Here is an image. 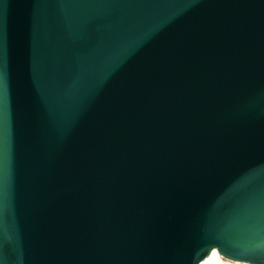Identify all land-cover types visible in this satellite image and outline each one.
I'll return each instance as SVG.
<instances>
[{
	"label": "water",
	"instance_id": "water-1",
	"mask_svg": "<svg viewBox=\"0 0 264 264\" xmlns=\"http://www.w3.org/2000/svg\"><path fill=\"white\" fill-rule=\"evenodd\" d=\"M213 248L264 264V0H0V264Z\"/></svg>",
	"mask_w": 264,
	"mask_h": 264
},
{
	"label": "bare ground",
	"instance_id": "bare-ground-1",
	"mask_svg": "<svg viewBox=\"0 0 264 264\" xmlns=\"http://www.w3.org/2000/svg\"><path fill=\"white\" fill-rule=\"evenodd\" d=\"M199 264H253L247 261H238L225 257L217 248H213L211 253Z\"/></svg>",
	"mask_w": 264,
	"mask_h": 264
},
{
	"label": "snow or ice",
	"instance_id": "snow-or-ice-1",
	"mask_svg": "<svg viewBox=\"0 0 264 264\" xmlns=\"http://www.w3.org/2000/svg\"><path fill=\"white\" fill-rule=\"evenodd\" d=\"M239 258L247 259V258H249V257H247V256L244 255V254H240Z\"/></svg>",
	"mask_w": 264,
	"mask_h": 264
}]
</instances>
